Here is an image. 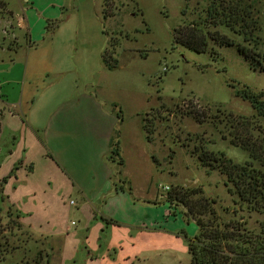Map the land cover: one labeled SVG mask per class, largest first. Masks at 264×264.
Instances as JSON below:
<instances>
[{"label":"rangeland","instance_id":"1","mask_svg":"<svg viewBox=\"0 0 264 264\" xmlns=\"http://www.w3.org/2000/svg\"><path fill=\"white\" fill-rule=\"evenodd\" d=\"M2 1L5 5H0L1 92L5 88L8 99L14 100L21 88L13 81L23 78L26 67L28 78H46V67L39 61L48 53L51 32H55V40L66 42L67 59L56 69L63 70L62 85L70 82L78 89L95 90L99 98L113 100L121 108L125 164L123 173L119 175L116 170L114 175L118 178L125 174L128 178V222H143L162 230L149 235L152 248L129 264H190L187 245L197 233L196 223L184 215L181 205H169L165 197L170 191L200 188L204 197L215 201L214 208L222 220L231 218L223 212L232 206L233 196L227 193L231 185L218 168L203 167L199 157H219L222 153L238 164L249 161L246 152L222 138L229 135L226 122L219 123V116L215 115L218 110L235 116L252 115L250 104L236 92L247 89L254 94L264 93V0H252L259 12L257 29L251 32L249 42L244 41L243 33L218 27L220 34L233 44L221 46L208 40L203 52L175 42L174 34L190 21L199 22L209 0H110L113 14L108 17L104 16V0H29L28 4L23 0ZM49 1L65 10L57 30L47 29L43 20L38 23L35 10L23 12L32 3L34 9L52 13L54 10L47 6ZM7 11H13L17 20L19 16L29 19L27 29L32 39L38 40L33 47L28 42L27 30L17 28ZM43 38L47 44L37 48ZM111 42L116 65L108 72L102 54ZM238 47L253 49L260 57L251 54L246 59ZM14 50L17 54L12 53ZM46 72L51 73L50 78L56 77L57 71ZM60 92L64 94L63 90ZM261 101L264 103V96ZM3 112L5 115L8 110L3 111L0 106V121ZM4 115L2 123L6 120ZM143 124L152 131L149 138ZM15 141L11 131L2 127L0 179L12 161L21 165L16 161L19 157L11 155L17 151ZM253 166L264 171V152L257 154ZM22 174L24 171H19L17 188ZM165 186L167 191L162 189ZM1 190L0 187V214L6 217L9 204ZM71 200L70 204L74 199ZM241 214L249 218V227L256 231L264 222V212ZM77 220L70 217L69 222L77 225ZM8 226L11 224L0 225V264H24L21 260L30 262L37 254L38 258L40 253L31 241L22 248L25 250L15 251L18 243L7 232Z\"/></svg>","mask_w":264,"mask_h":264},{"label":"crops","instance_id":"2","mask_svg":"<svg viewBox=\"0 0 264 264\" xmlns=\"http://www.w3.org/2000/svg\"><path fill=\"white\" fill-rule=\"evenodd\" d=\"M47 6L54 11L36 10L31 3L23 12L36 11L38 23L43 20L57 30L65 10L50 1ZM7 12L17 28L27 30L33 47L38 40L27 29L29 19L18 15L17 20L13 11ZM51 35L48 44L44 38L36 44L49 47L39 61L46 67V78H28L26 67L23 78L13 81L21 89L12 101L0 86V106L8 110L2 113L0 133L2 127L11 131L17 146L11 155L21 163L16 166L18 162L12 161L0 179L1 194L9 204L7 218L0 214V225L11 224L7 232L18 243L15 251L29 241L35 243L40 255L30 262L21 260L24 264H129L152 248L149 235L162 230L128 222V178L114 175L116 170L121 175L125 164L121 108L113 100L99 98L95 90L78 89L70 82L62 85L63 70L56 69L65 63L68 48L66 42L54 39L55 32ZM49 70L57 71L56 77L50 78ZM115 140L117 157L110 155ZM21 170L23 180L17 188ZM70 217H77V225L69 222Z\"/></svg>","mask_w":264,"mask_h":264},{"label":"trees","instance_id":"3","mask_svg":"<svg viewBox=\"0 0 264 264\" xmlns=\"http://www.w3.org/2000/svg\"><path fill=\"white\" fill-rule=\"evenodd\" d=\"M104 4L107 8L104 16H112L111 1L104 0ZM0 5L5 3L0 1ZM203 12L199 22L190 21L174 34L175 42L193 51L203 52L208 40L221 46L233 44L226 35L220 34L218 27H225L233 33H243L246 42L251 39V32L257 29L256 15L259 11L252 0H209ZM113 46L112 42L109 43L102 54V62L107 70H112L116 65L113 60ZM238 51L246 59L251 54L260 57L253 49L238 47ZM236 95L250 104L254 114L235 116L218 110L215 116H222V119L216 118L219 123L226 122L229 135L228 138H222L227 139L231 146L246 152L249 161L238 164L222 153L219 157L208 158L205 154L199 157L203 167L210 170L218 168L226 176V183L231 185L227 187V193L233 196L232 206L223 210L231 218L222 220L214 208L215 201L204 197L200 188H180L182 191H170L165 197L169 205H181L184 215L196 223L197 233L187 245L190 264H264V222L260 223L256 231L249 227V218L241 214L264 212V171L253 166V162L257 161V154L264 152V103L261 101L264 93L254 94L243 89L236 92ZM143 129L147 137L152 133L144 124ZM118 154V141L115 140L110 155L117 157Z\"/></svg>","mask_w":264,"mask_h":264},{"label":"built area","instance_id":"4","mask_svg":"<svg viewBox=\"0 0 264 264\" xmlns=\"http://www.w3.org/2000/svg\"><path fill=\"white\" fill-rule=\"evenodd\" d=\"M162 189H164V190H166V191H167V190H168V187H166V186H165V187H163Z\"/></svg>","mask_w":264,"mask_h":264}]
</instances>
